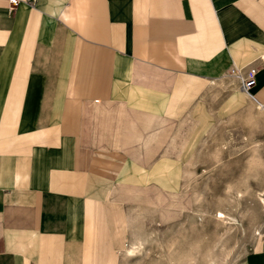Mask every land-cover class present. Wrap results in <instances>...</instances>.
Wrapping results in <instances>:
<instances>
[{
	"label": "crops",
	"instance_id": "1",
	"mask_svg": "<svg viewBox=\"0 0 264 264\" xmlns=\"http://www.w3.org/2000/svg\"><path fill=\"white\" fill-rule=\"evenodd\" d=\"M17 1L0 0V264H120L129 194L192 202L164 156L177 124L218 86L242 106L251 70L264 109V0ZM237 264H264V219Z\"/></svg>",
	"mask_w": 264,
	"mask_h": 264
},
{
	"label": "rangeland",
	"instance_id": "2",
	"mask_svg": "<svg viewBox=\"0 0 264 264\" xmlns=\"http://www.w3.org/2000/svg\"><path fill=\"white\" fill-rule=\"evenodd\" d=\"M217 89L223 93H211L205 109L199 111L205 110L207 115L196 113L189 116L188 122L177 124L164 154L178 163L182 176L175 194L189 197V202L191 197L190 206L171 210L166 209L165 204L166 207L152 205L156 201V191L150 188H147V201L143 199L142 191L129 194L126 199L129 236L125 252L131 239L134 243L137 238L142 239V245L132 257L124 258L123 252L120 264H172L168 260H175V254L179 256V261L175 262L179 263L180 258L184 260L182 255L188 253L193 256L194 264H203L202 259L206 257L212 259L210 264H237L252 248L260 233H254V230L257 227L261 231L264 219V210L261 211L257 198L262 192L264 195V113L259 114L261 110L246 104L245 107H226L233 88L218 86ZM250 115H254V121H250ZM208 116L212 125L197 134L190 148L185 147L192 128ZM181 151L183 156L180 158ZM238 189H245L242 193L248 195L244 193L239 199ZM216 208L235 216L240 224L227 231L228 234L224 233L223 225L219 226L212 217ZM172 249L174 253L178 252L174 254Z\"/></svg>",
	"mask_w": 264,
	"mask_h": 264
},
{
	"label": "bare ground",
	"instance_id": "3",
	"mask_svg": "<svg viewBox=\"0 0 264 264\" xmlns=\"http://www.w3.org/2000/svg\"><path fill=\"white\" fill-rule=\"evenodd\" d=\"M230 76V75H229ZM228 76V78H230ZM241 88V87H240ZM242 90V89H241ZM235 95L237 96H235V98H238L239 97V99H240V104L241 105H244V104H246V105H249V106H251L252 105V107L253 106H255L256 108H258L259 110H261V111H258V112H260L259 114H261V112L262 113H264V109L259 105V104H256V102H254V100L250 97V95L249 94H247L245 91H236L235 92ZM244 107H245V105H244ZM243 107V108H244ZM251 109H253V108H251ZM246 114V113H245ZM250 114V113H249ZM252 114H254V113H252ZM251 114V115H252ZM256 114V113H255ZM251 115L249 116L250 117V121H254L255 120V117L253 118V116L251 117ZM261 117V116H260ZM244 119V118H243ZM258 120H260V119H257V121ZM230 121V120H229ZM228 121V122H229ZM244 121V120H243ZM256 122V121H255ZM255 122H253V124L255 123ZM246 123V122H245ZM260 123V122H259ZM195 126V125H194ZM249 126V125H248ZM210 127V124H208L207 125V128H209ZM207 128H204L205 130H203L202 132H204V131H206V129ZM252 128V127H251ZM192 132L190 133V135L188 136V141H187V144H188V147L189 146H191L195 141H196V139H197V134H199V130L197 129V127H195V129H193L192 128ZM255 141V140H254ZM190 148V147H189ZM257 151V150H256ZM256 154H257V152H256ZM255 154V155H256ZM262 161V160H261ZM263 162V161H262ZM261 162V163H262ZM248 188V187H247ZM247 188H246V192H247ZM238 190H240V189H238ZM237 190V197H239V199L242 197V194H244V193H246V192H244V193H242L243 191H245V189L243 190V191H238ZM263 193V192H262ZM261 193V194H262ZM247 194V193H246ZM245 194V195H246ZM261 194H259L258 196H257V198H258V202H259V205H260V208H261V211L262 210H264V195H261ZM248 195V194H247ZM236 196V195H235ZM242 199V198H241ZM237 199H235V201H236ZM219 206V205H218ZM217 209V208H216ZM242 212V211H241ZM207 214V213H206ZM212 215V214H211ZM213 219H215V221L217 222V224L220 226V224H222L223 225V232L224 233H227V231H231L232 229H235L240 223H239V221L235 218V216H233V215H229V214H227V213H225L224 212V210H222L221 208L219 209H217V210H214V212H213ZM200 219V218H199ZM202 219V218H201ZM194 226V225H193ZM257 226V225H256ZM262 226V225H261ZM259 227H260V225H259ZM179 228V227H178ZM221 230V231H222ZM144 231H145V229H144ZM220 231V232H221ZM257 231H259L260 232V230H257V227L255 228V230H254V233H256ZM228 234V233H227ZM222 236V235H221ZM151 237H153V236H151ZM172 238H173V236H172ZM142 240V239H141ZM140 239H136V242L134 243V241L131 239V241H130V245H129V248L127 249V251L124 253V258H129V257H132V256H134V254H136V252L138 251V249H139V247H141V245H142V241H141ZM171 241H173V240H171ZM175 241H173V243H174ZM150 243H152L151 241H150ZM149 243V244H150ZM167 243V242H166ZM176 245H177V243H176ZM175 245V246H176ZM143 246H145L146 247V244L145 245H143ZM174 247V246H173ZM172 247V248H173ZM144 248V247H143ZM169 248H170V245H169ZM176 248V247H175ZM174 248V249H175ZM192 248V247H191ZM217 248V247H216ZM141 249V248H140ZM145 249V248H144ZM171 249V248H170ZM174 249H172V253H174ZM177 249V248H176ZM183 249V248H182ZM181 249V250H182ZM187 249V248H186ZM186 249H184V250H186ZM141 250H143V249H141ZM168 250V249H167ZM177 250H179V249H177ZM176 250V252H178ZM188 250V249H187ZM186 250V251H187ZM190 250V249H189ZM189 250H188V252H189ZM140 251V250H139ZM186 251H185V253H186ZM167 252V251H166ZM170 252V251H169ZM175 252V253H176ZM142 253V252H141ZM163 253V252H162ZM174 253V254H175ZM184 253V252H183ZM232 253V252H231ZM170 254V253H169ZM178 254V253H177ZM191 254V253H190ZM173 255V254H172ZM172 255L170 256V258H172ZM178 255H180V254H178ZM186 255V254H185ZM185 255H182V257L184 256V260L183 259H181L180 258V262L179 263H176L175 262V260H178V257L179 256H176V254L175 255H173V257H177L175 260L173 259V260H171V259H169L168 261H169V263H170V261H171V263L172 264H194V263H192L193 261H195L194 260V258H193V256L192 255H189V253L185 256ZM207 256V255H206ZM205 256V257H206ZM165 257V256H164ZM167 257V256H166ZM165 257V258H166ZM181 257V256H180ZM228 257V256H227ZM164 258V259H165ZM201 258V257H200ZM183 260V261H182ZM203 260V264H210V261H212V259H210L209 257H206L205 259H202ZM167 261V262H168ZM179 261V260H178ZM177 261V262H178ZM200 264H202V262L200 263Z\"/></svg>",
	"mask_w": 264,
	"mask_h": 264
},
{
	"label": "built area",
	"instance_id": "4",
	"mask_svg": "<svg viewBox=\"0 0 264 264\" xmlns=\"http://www.w3.org/2000/svg\"><path fill=\"white\" fill-rule=\"evenodd\" d=\"M18 1L17 0H9V4L11 8H14L17 5ZM255 70H251L248 74L247 78H242L240 75L239 80H240V87L243 91L249 93L251 88L255 86Z\"/></svg>",
	"mask_w": 264,
	"mask_h": 264
}]
</instances>
